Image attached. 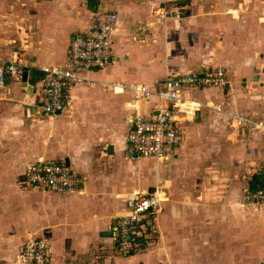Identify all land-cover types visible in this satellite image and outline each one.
Here are the masks:
<instances>
[{
    "label": "crops",
    "instance_id": "1",
    "mask_svg": "<svg viewBox=\"0 0 264 264\" xmlns=\"http://www.w3.org/2000/svg\"><path fill=\"white\" fill-rule=\"evenodd\" d=\"M172 2L186 5L181 17L158 14ZM101 9L118 13L111 62L82 71L64 115L43 116L41 68L63 63ZM0 54L28 74L0 85V264H22L31 234L47 238L51 264H264V204L245 203L246 189L264 185V128L236 121L264 123V0H0ZM218 66L226 87L182 90L175 154L130 157L133 118L155 116L158 103L133 89ZM41 157L71 165L80 191L27 184ZM157 188L168 197L152 220L159 235L119 254L113 219L133 191Z\"/></svg>",
    "mask_w": 264,
    "mask_h": 264
},
{
    "label": "built area",
    "instance_id": "2",
    "mask_svg": "<svg viewBox=\"0 0 264 264\" xmlns=\"http://www.w3.org/2000/svg\"><path fill=\"white\" fill-rule=\"evenodd\" d=\"M186 5L172 2L160 5L157 12L162 17H181ZM118 24V13L101 9L95 13L92 22L71 42L67 59L61 64L45 65L41 68L43 116L58 118L69 111L74 103L75 87L83 82V70L106 68L111 62V47ZM25 65L18 59H5L0 54V85L8 76L21 80ZM229 77L224 67L207 68L204 72L169 75L164 85L152 90L147 85L135 87L136 99L156 97L155 116L137 114L127 137V153L135 159L151 158L168 161L184 140L180 113L185 111L182 90L185 87H226ZM125 88V85H120ZM237 125H257L245 116L236 117ZM26 183L55 193L80 191L83 180L66 163L43 157L31 162L27 168ZM167 195L162 188L151 191L135 190L128 197L127 211L116 216L111 229L115 238V249L119 254L132 255L141 241L153 229V218L163 210ZM245 203L255 207L264 204V185L248 188ZM22 264H51L52 252L46 237L33 234L23 243Z\"/></svg>",
    "mask_w": 264,
    "mask_h": 264
},
{
    "label": "rangeland",
    "instance_id": "3",
    "mask_svg": "<svg viewBox=\"0 0 264 264\" xmlns=\"http://www.w3.org/2000/svg\"><path fill=\"white\" fill-rule=\"evenodd\" d=\"M154 227H155L154 230L151 229L152 231H150V234L148 233L149 236H144L145 238L141 241V244L138 247H136L137 250L133 254L138 253V252L140 253V252L146 250V248L148 247V245L150 243H152L154 240H156L157 235H159V234H158L157 230H155L156 229V225Z\"/></svg>",
    "mask_w": 264,
    "mask_h": 264
},
{
    "label": "water",
    "instance_id": "4",
    "mask_svg": "<svg viewBox=\"0 0 264 264\" xmlns=\"http://www.w3.org/2000/svg\"><path fill=\"white\" fill-rule=\"evenodd\" d=\"M23 80H24V81L28 80V74H27V72L24 73V75H23Z\"/></svg>",
    "mask_w": 264,
    "mask_h": 264
},
{
    "label": "bare ground",
    "instance_id": "5",
    "mask_svg": "<svg viewBox=\"0 0 264 264\" xmlns=\"http://www.w3.org/2000/svg\"><path fill=\"white\" fill-rule=\"evenodd\" d=\"M71 166V165H70Z\"/></svg>",
    "mask_w": 264,
    "mask_h": 264
}]
</instances>
